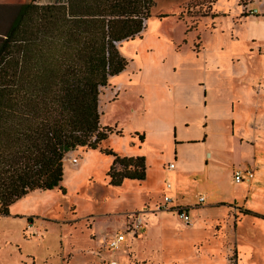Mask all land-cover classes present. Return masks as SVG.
Here are the masks:
<instances>
[{
  "label": "rangeland",
  "instance_id": "rangeland-1",
  "mask_svg": "<svg viewBox=\"0 0 264 264\" xmlns=\"http://www.w3.org/2000/svg\"><path fill=\"white\" fill-rule=\"evenodd\" d=\"M254 9L263 11L264 0L154 1L141 36L119 45L128 65L111 77L99 94L100 124L122 130L120 144H113L114 136L102 142L78 171L69 159L81 163L80 156H86L83 152L87 149L68 153L61 182L66 193L58 189L33 191L22 199L15 209L34 215L36 218L28 217L40 233L27 231L28 226L23 230L19 217L0 216V264H109L105 242L94 243L96 247L88 254L83 252L93 246L90 241L96 237L94 232L100 236V230L111 231L103 237L106 240L116 233L125 235L121 248L111 254L117 264H238L237 245L247 253L242 264H264L262 220L243 217L235 234L242 210L219 204V208H208L218 199H238L246 189L233 181L229 165L233 163L234 170L248 166L253 145L240 141V134L250 133L254 110L264 107V14H250ZM213 14L217 16L213 18ZM5 15V10L0 11V32L7 28ZM197 80L207 85L209 97L214 96L211 120H204L207 115L199 101L198 106L175 104L173 90L168 91L167 86L174 89L181 83L190 87ZM232 97L234 107L239 104L234 108L238 123L234 133L229 130L226 109V101ZM136 132L147 138L139 150L145 153L146 178L132 181L134 184L124 180L120 186L108 185L110 156L100 148L110 147L121 155L131 148L137 150L131 144L138 139ZM205 134L206 145L192 142ZM174 136L190 141L181 149L187 160L195 161L213 149L216 164L209 160L204 170L196 164L191 166V174H186L179 154L175 155ZM255 147L264 149V143ZM256 152L261 154L258 149ZM175 157V168L168 170ZM212 175L217 176L216 182L210 179ZM200 178L208 180L198 183ZM164 194L171 198L165 206ZM199 197L204 201L199 202ZM176 202L190 205L189 224L177 216ZM152 203V209H141ZM261 211L264 214V206ZM116 212H123L115 216L122 222L110 216ZM158 213L161 216L156 224L152 215ZM135 224L140 227L135 229ZM133 229L136 238L131 239ZM231 231L238 244L232 241ZM6 235L12 244L5 243ZM134 239L141 242L133 245ZM16 244L24 251L22 257ZM35 251L36 257L27 254ZM88 257H92L89 262H82Z\"/></svg>",
  "mask_w": 264,
  "mask_h": 264
},
{
  "label": "trees",
  "instance_id": "trees-1",
  "mask_svg": "<svg viewBox=\"0 0 264 264\" xmlns=\"http://www.w3.org/2000/svg\"><path fill=\"white\" fill-rule=\"evenodd\" d=\"M154 1L30 0L19 6L0 34V216L33 191L65 194V156L122 135L100 124L99 94L128 65L119 45L141 36ZM100 151L113 158L110 185L146 178L143 156Z\"/></svg>",
  "mask_w": 264,
  "mask_h": 264
},
{
  "label": "crops",
  "instance_id": "crops-1",
  "mask_svg": "<svg viewBox=\"0 0 264 264\" xmlns=\"http://www.w3.org/2000/svg\"><path fill=\"white\" fill-rule=\"evenodd\" d=\"M28 1H30V0H0V11H3V10L6 11L5 21L7 23V28L9 27V25L12 22V20L14 19L15 15H16V13L18 11L19 6L21 4H24V3L28 2ZM60 2H64V0H62V1H59V0H36V3H38V4H51V3H60ZM7 28H6V30H7ZM5 31L0 32V34H3ZM187 48H189V46H187ZM216 69L219 70L218 67ZM260 80L261 79H259V81ZM258 85H259V88L262 87L261 84H259V82H258ZM167 87H168V91L172 92V90H173V94H172V97H173L172 102L173 103L174 102H175V104H177V103H179V104H187V103H189V104H192L194 106H198V101H199V105H200V103L203 104L202 108L205 109V113L207 115V116L204 117V120L206 121L207 117H209L210 120L212 119L213 111L216 108V102H215L214 96L212 94L209 97L206 84H204L203 82L198 84V80H197V81H193L192 84L190 85V87H188V86H186L184 84H181V83L177 84L174 89L173 88L170 89V86H167ZM262 89H264V88H262ZM118 92H117V94H118ZM198 95H200L199 98H198ZM234 103H235L234 97H232L230 99H227V101H226V109L229 112V117H230V119H228V124L230 123L229 130H231L232 133H234L235 129L238 127V123H236V121L234 119L235 118V114H234L235 109L234 108H236V110H237L239 108V106H238L239 104H236V106L234 107ZM251 121H252V124H253L252 125L253 128L251 129L249 134L241 133L240 134V136H241L240 137V141L245 140L246 143H250V144L253 145L252 159L248 162V166H245L243 168H248V167L252 168L254 170V177L252 179H250V180H244V181H241V182H238V183L235 182L234 178H233V172H234L233 168H235V165L233 163H230L229 166L231 167V170L229 172H230V176L232 175L233 181L236 184L245 185L246 189L244 191H242L239 194V196H237L238 199L236 198V196H235V199H233V201H225V200L218 199V200L214 201L213 203H211L212 205H210V207H208V208H211V209L212 208H219L218 206H216L218 204L219 205H230L231 207L233 206L235 208H238V209L242 210V212H243V210H249L251 212H254V213H257V214H259L261 216H264V214L261 211L262 206H264V153H263L264 149L261 147L262 143H264V107H261V109H260V106H258L254 110V114L252 116ZM207 125H208V123L206 122L205 126H207ZM106 126H108V125H106ZM136 133L144 135L143 141H140L139 139H137V140H135V142L131 143L132 145L137 146L138 149L137 150H133V148H131V149H129V151H123L122 155L116 152L117 154H119L121 156H128V157L129 156H143L145 158V155H143L145 153L140 152L139 150L142 148L141 145L145 144L146 141H147L146 140L147 139L146 135H145V133H140V132H136ZM113 136H114L113 144H116V145L120 144L119 138L123 137V134L122 135H117L115 133H112V134L109 135V137L106 139V141L110 140ZM208 141H209L208 140V136L205 134V135H203L202 139H198V140L192 141V142H198V145H206L208 143ZM186 143H190V141H184L183 139H180V138L176 139V137H175V140H174L175 155L177 156V154H179V157H180L179 162L188 171V172H186V174H191V172H192L191 171V166H193V165L198 164V168H200L201 170H204L205 166H207L209 164V160L211 161L210 164L211 163L214 164V165L216 164V162L213 159V155H214L213 149H209V151L206 154L205 153L201 154V156L198 157V159L196 158L195 161L187 160L183 156V154H182L183 152L181 150L183 148V145L186 144ZM256 144L259 145L261 148L255 147ZM110 149L114 150L113 148H110ZM177 149H180L179 153H177ZM257 149H258V152H260L261 154H257L256 155V153H257L256 150ZM95 150L96 149H94V150L90 149V150L84 151L83 153H85L86 156L85 155L80 156L81 157V163H79L78 159H77L76 163H72V159L73 158H70L69 160L76 167V169L78 171L79 169L85 167L88 164L89 159H90V154L95 153ZM88 153H89V155H88ZM93 155H95V154H93ZM99 156H102V155L99 153ZM176 158L177 157H175V159L172 162L168 163V165L170 163L174 164L173 168H171V169H174L175 166H176V164H175ZM112 159H113L112 156H110L109 157V163L111 161V164H112ZM145 162H146V158H145ZM168 165H167V169L171 170V169L168 168ZM210 179L213 182H216L217 176L212 175L210 177ZM207 180H208V178H200L198 180V183H200V182H204L205 183V181L207 182ZM127 181L130 184H134L132 182L134 180H127ZM108 185H110V184L108 183ZM170 187H171V184H170ZM65 191H66V189H65ZM209 194H210V192H209ZM177 195H178V193H177ZM26 196L22 197L21 199L15 201L13 204L10 205V207H9V215L12 216V217H19L20 219H22V221H20V222H22V226L21 227H22L23 230H25L26 227L28 226L27 231L33 230V231H37V232L40 233V231H38L36 228H34L35 223L33 225H31V220H30L31 218L28 217V216H34V215L24 214V213L20 212L18 209H15L17 206H20L19 204L23 202L22 199H24ZM203 201H199V202H203ZM155 203H152V205H145L144 204V206L141 209H143L145 206H148V207H150L152 209V207L155 205ZM176 203H178V202H176ZM175 205H177L175 207H187L189 215H190L191 209L189 208L190 207L189 204L178 203V204H175ZM73 209H75V207ZM141 209H139V210H141ZM134 211H136V210H134ZM130 212H132V211H130ZM217 212H219V211H217ZM242 212H240L241 215L239 216L236 230L233 229V231H234L233 233H235V234H236V231L239 228V223L241 222L243 217L251 216V215H244ZM121 213H123V212H116V213L110 214V216L114 220L122 222L123 221L122 218L118 219V218L115 217L117 215H120ZM160 214L161 213H158L157 216L156 215H152L154 217V219H155L154 223L157 224L160 221V216H161ZM3 216H5V215H3ZM89 216L93 217V215H89ZM89 216H86V217H89ZM25 217H28V218L25 219ZM190 218H191V215H190ZM255 218L261 219L262 221H260V223H264V219L263 218H259V217H255ZM47 219L48 218H46V220ZM94 221H95V219H94ZM27 222H29L28 223L29 225H27ZM154 223H152V224H154ZM92 224H93V222H92ZM92 228H93V225H92ZM92 228H90L91 231L94 230ZM108 232H111V231L102 232L100 230L99 231V234H100L99 237L97 236V233L94 232V234H96V237H95V239H92L91 241L89 240L90 243H92V245L95 243L96 246L99 245V244L101 245L104 242L107 244V242L110 239L114 238L118 234V233H116L109 240H106L103 237ZM134 233H135V231L132 230L131 233H130L131 239L136 238L134 236ZM22 234H23V238L25 240L24 233H22ZM230 235H232V231H231ZM233 235L231 237L232 241L237 242L235 237H233ZM5 238H6L5 239L6 240L5 243L12 244L10 239L8 238V236L5 237ZM134 240L135 241H134L133 245H136L138 243V241L141 242L139 239H134ZM26 241H30V240L26 239ZM124 242H125V240H124ZM237 244H238V242H237ZM15 246H16L17 250H18V248H20L21 251H18V252L20 253V255L22 257V255L24 254V251H22V247H20V244H16ZM96 246H94V245L90 246L89 249L86 252L85 251H83V252L88 254L89 253L88 251L90 250V248L91 247L93 248V247H96ZM106 248H107V251L109 252V254H107V256H106L108 258H105V259H107V262L110 264V261L114 260V258L111 257V254L113 252H117V251L110 250L107 245H106ZM237 248H238L239 253H240V257L238 259V264H242V260H243L244 256L247 255V253H245L244 249H242L238 245H237ZM36 252L37 251H35L33 253H27V254H31V255H34L36 257L37 256ZM98 254H100V252L97 253L96 255L99 256ZM91 259H92V257L91 258L88 257V258H85V260H83L82 262H89ZM101 261H102V258H101ZM21 262H22V260H21Z\"/></svg>",
  "mask_w": 264,
  "mask_h": 264
},
{
  "label": "built area",
  "instance_id": "built-area-1",
  "mask_svg": "<svg viewBox=\"0 0 264 264\" xmlns=\"http://www.w3.org/2000/svg\"><path fill=\"white\" fill-rule=\"evenodd\" d=\"M260 13L264 14V10L263 11H259L256 9L250 10V14H253V15H257ZM76 162H77V159L73 158L72 163H76ZM173 166H174V164L170 163L168 165V168L171 169V168H173ZM253 177H254V170L250 167L235 169L233 172L234 181L237 183L244 181V180H250ZM166 186H167V188H169L170 184L167 183ZM203 200H204V197L199 198V201H203ZM169 203H171L170 196H167L164 194L163 200H162V205L165 206L166 204H169ZM174 210L176 211L177 216L179 218H181L185 222V224H189L191 222V218H190L187 207H175ZM139 227H140V225H138V224H135V226H134L135 229H137ZM135 229H133V230H135ZM124 240H125V235L123 233H118L114 238L110 239L107 242V246L112 251H118L121 248ZM116 262H117L116 260H112V261H110V264H117Z\"/></svg>",
  "mask_w": 264,
  "mask_h": 264
}]
</instances>
